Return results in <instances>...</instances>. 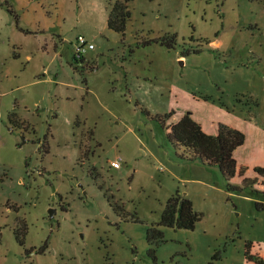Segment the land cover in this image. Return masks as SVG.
<instances>
[{"label":"rangeland","instance_id":"1","mask_svg":"<svg viewBox=\"0 0 264 264\" xmlns=\"http://www.w3.org/2000/svg\"><path fill=\"white\" fill-rule=\"evenodd\" d=\"M116 3L130 13L124 35L106 25ZM184 116L209 136L244 135L229 181L173 146L168 128ZM256 168L264 0H0V264H255ZM177 193L200 221L159 227L148 244Z\"/></svg>","mask_w":264,"mask_h":264},{"label":"trees","instance_id":"2","mask_svg":"<svg viewBox=\"0 0 264 264\" xmlns=\"http://www.w3.org/2000/svg\"><path fill=\"white\" fill-rule=\"evenodd\" d=\"M129 18L130 13L126 5L116 3L108 14L106 20L107 28L115 33L124 35ZM161 44L166 45L168 49L174 48L173 42H165L162 39ZM187 54V52H183L182 56ZM165 119L164 116L159 120L164 124ZM168 129V137L173 146L184 150L185 155L182 158L189 161H200L207 167H216L226 181H229L235 175L237 167L234 152L244 143L245 138L242 133L227 126L219 125L216 135L209 136L202 131L198 123L188 116H184L177 123L169 126ZM254 172L264 178L263 168H256ZM240 174H242V171H240ZM250 183V180L243 179V188H248ZM226 190L240 191L242 188L228 185ZM255 208L256 210L264 211V204L255 203ZM115 211L118 212L116 208ZM200 219L201 216L193 210L192 202L177 193L167 201L160 222L156 226H151L147 229L146 241L148 244H151L161 238L159 227L193 231ZM15 238L18 243H23L17 233L15 234ZM250 246V243L245 244L244 252L245 259L249 260L251 259L249 255ZM216 257L217 255L215 254L212 260H215ZM255 264H264V260L257 259Z\"/></svg>","mask_w":264,"mask_h":264},{"label":"built area","instance_id":"3","mask_svg":"<svg viewBox=\"0 0 264 264\" xmlns=\"http://www.w3.org/2000/svg\"><path fill=\"white\" fill-rule=\"evenodd\" d=\"M77 43H78V51L81 53H83L84 51H85V47H86V41L83 39V38H79L78 40H77ZM87 48L88 49H92L93 48V46L92 45H87ZM110 166L111 167H113V168H118L119 167V164H118V162H116V161H114V162H111L110 163Z\"/></svg>","mask_w":264,"mask_h":264},{"label":"water","instance_id":"4","mask_svg":"<svg viewBox=\"0 0 264 264\" xmlns=\"http://www.w3.org/2000/svg\"><path fill=\"white\" fill-rule=\"evenodd\" d=\"M55 211L50 209L48 212L49 218L52 219L54 217Z\"/></svg>","mask_w":264,"mask_h":264}]
</instances>
